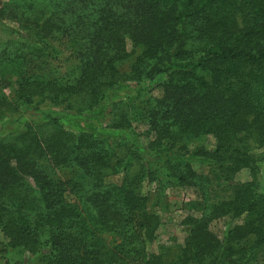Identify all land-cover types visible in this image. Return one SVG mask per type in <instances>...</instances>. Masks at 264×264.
<instances>
[{
    "label": "trees",
    "instance_id": "16d2710c",
    "mask_svg": "<svg viewBox=\"0 0 264 264\" xmlns=\"http://www.w3.org/2000/svg\"><path fill=\"white\" fill-rule=\"evenodd\" d=\"M16 7L19 28L0 45V118L40 121L0 140L2 263L29 253L41 264H264V0ZM96 114L90 128H67ZM208 136L214 146L190 148ZM244 169L251 179L237 181ZM154 183L157 196L195 186L210 202L184 218L181 245L158 251L144 189Z\"/></svg>",
    "mask_w": 264,
    "mask_h": 264
},
{
    "label": "rangeland",
    "instance_id": "374dc122",
    "mask_svg": "<svg viewBox=\"0 0 264 264\" xmlns=\"http://www.w3.org/2000/svg\"><path fill=\"white\" fill-rule=\"evenodd\" d=\"M18 1H26L35 4V6L43 7L48 0H0V12L5 11V16L0 17V45L5 44L11 38H14L15 30L19 28L17 22V16L20 14L16 5ZM128 68V65H125L123 69ZM16 88V85L13 81L6 86L7 94L11 95L13 90ZM128 94H132L133 91L128 89ZM157 95L160 94L159 90L155 92ZM100 118V114H96L91 118H76L71 120V122L67 125V128L77 132L79 128H90L91 126L97 123V120ZM26 120H32L34 122H39L40 117L37 113L27 112L21 119L17 116L15 117H4L0 118V140L9 132L19 130L23 122ZM136 130L141 135V140L146 142V138L144 136V131L146 127L144 125H137ZM191 140L189 141L190 148H192L193 144H206L209 147L215 145V140L212 136H208L205 138H201L199 140ZM193 168L196 172L202 174L208 172V165L200 160H192L191 161ZM120 179L119 176H110L108 177L109 182H116ZM251 179L250 171L248 169H244L237 173L236 180L237 181H248ZM259 184L261 190L264 191V164L261 165V172L259 175ZM157 188L156 183L146 184L144 185V189L146 191L152 192L153 197L150 201V211L157 214L160 218V224L157 229V236L154 243H152L151 250L158 251L161 245L168 246H178L184 242L185 232L183 231L182 221L188 215H196L200 216L201 212L206 208L207 203L204 199H202L203 193L201 189L198 187H179V186H169L164 189L161 196L155 192ZM224 193L221 194L223 196ZM212 199V200H217ZM228 218H223L217 220L213 223L212 229L219 235H222L226 222H228ZM0 241H6L3 237L2 233H0ZM1 255V254H0ZM10 258L16 259L19 258V254L16 251H11L9 253ZM23 263L24 264H41L37 262L34 257L25 253L23 255ZM2 259L0 258V264L2 263Z\"/></svg>",
    "mask_w": 264,
    "mask_h": 264
}]
</instances>
